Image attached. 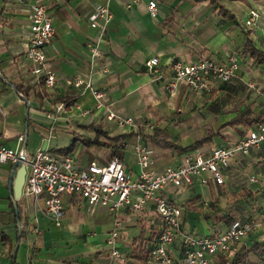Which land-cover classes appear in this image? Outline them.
<instances>
[{
  "label": "crops",
  "instance_id": "0c3cea01",
  "mask_svg": "<svg viewBox=\"0 0 264 264\" xmlns=\"http://www.w3.org/2000/svg\"><path fill=\"white\" fill-rule=\"evenodd\" d=\"M137 1L135 4V0H0V145L16 147L17 139L23 135L27 160L42 149L61 157L76 135L94 139L92 127H97L111 139L99 140L116 146L126 172L136 178L140 167L130 147L135 143L129 138L118 143L112 141L133 132H125L109 122L107 112L96 108L93 91L86 85H74L79 78L104 92L103 101L113 112L139 122L155 123L182 147L192 146L209 133H220L213 142L200 148L206 154L217 147L236 144L254 129L229 123L244 110L264 115V65L245 52L249 38L264 50V0ZM151 1L158 5L155 18L148 8ZM36 2L44 3L55 21L56 35L45 49L49 70L57 81L51 90L41 86L43 80L34 76L33 66L26 58ZM98 6L107 7L112 14L103 37L99 29L92 28L91 22ZM252 10L259 11L261 19L257 26L246 28ZM96 44L101 56L92 58L89 46ZM232 55L239 58L240 69L229 83H217L211 93H192L184 84L175 93L168 89L174 63L189 64L209 58L227 64ZM153 57L160 59L166 76L161 82H155L146 69V61ZM17 86L27 94L26 98L16 90ZM61 102L69 106L59 115L55 108ZM173 133L184 134V138L178 141L172 137ZM192 133L201 135L193 140L187 136ZM142 141L153 152L156 171L179 163L194 150L180 153ZM70 156L81 166L93 162L104 166L113 159V150L78 141ZM13 172L14 164L0 166V264H122L111 258L107 246L116 220L121 223L118 245L127 257L125 264H153L150 256L146 263H141L137 256L140 250L151 248L150 239L156 234L154 247L157 244L161 222L155 206L144 212L123 209L112 215L104 207L90 210L84 200L64 196L66 216L63 227L57 228L35 210L31 198L19 201L13 198L10 186ZM224 174L225 182L230 184L229 192H236L239 200H247L251 205L243 209L235 204L229 210H221L222 185L213 189L210 184L209 193L197 186L200 184L181 190L168 188L166 196L178 200L185 209V231L215 235L227 228L222 218L229 212L246 219L262 212L264 146L249 156L238 155ZM252 175L259 178V184L249 182ZM245 192L252 196L243 199ZM184 194L187 197L183 199ZM206 214L209 220L204 217ZM260 234L244 243L236 255L247 250L249 262L257 264L260 257L249 250L255 243H264V228ZM174 252L178 259L182 258L178 249ZM235 256H220L214 259V264H229Z\"/></svg>",
  "mask_w": 264,
  "mask_h": 264
},
{
  "label": "built area",
  "instance_id": "2783aa9c",
  "mask_svg": "<svg viewBox=\"0 0 264 264\" xmlns=\"http://www.w3.org/2000/svg\"><path fill=\"white\" fill-rule=\"evenodd\" d=\"M138 1L135 0V4ZM152 17L158 13L155 1L148 4ZM261 14L252 10L246 28L258 25ZM112 14L107 7L98 6L91 17L92 28L99 29L102 37L105 35ZM100 22L102 24L100 25ZM56 35L55 21L48 7L36 2L32 8L30 26V43L26 58L33 66L32 73L44 81L47 89H54L56 76L49 70L46 47ZM92 58L100 57L99 45H90ZM146 69L155 82L163 81L160 59L153 57L146 61ZM240 69V61L236 55L229 58L227 64H218L209 58H201L193 63L178 61L173 65L174 75L168 85L171 93H175L179 85L184 84L188 91L196 94L211 93L217 83H229ZM108 72L107 69H105ZM76 87L86 85L91 89L96 99V108L107 112V120L117 125L125 132L151 134L157 128L152 122H139L134 117H121L104 103L105 93L97 91L92 84L82 79H76ZM254 88L253 85H249ZM66 111L65 104H58L57 114ZM52 115L49 116L51 118ZM25 137L17 139L16 147L0 145V166L8 163H22L27 168L23 197L33 200L34 208L44 217L51 220L57 228L63 227L66 216L64 196L82 198L90 210L96 207L106 208L112 215L123 209L144 212L148 207L155 206V212L161 222V231L150 258L153 264H214V259L220 256L232 258L237 250L254 235L260 236L264 228V205L262 212L253 218L237 220L228 225L225 230L215 235H196L184 230L185 209L178 200L166 196V190L187 189L200 184L211 183L217 186L225 184L224 171L232 166L238 156H249L250 153L264 146V124L257 125L245 137L232 146L217 147L206 154L201 149L185 154L179 163L172 164L162 171L153 169L152 150L143 143L142 138L131 147L137 156L140 173L134 178L126 172L121 159L113 158L107 165L101 166L95 162L81 166L71 156H58L48 149L36 152L31 160H27L23 144ZM251 184H259L256 175L249 177ZM38 222V218L35 219ZM121 223L116 220L114 229L107 239L111 258L125 264L126 255L119 249ZM180 251L182 258L178 259L174 250ZM257 264H264V256Z\"/></svg>",
  "mask_w": 264,
  "mask_h": 264
},
{
  "label": "trees",
  "instance_id": "16d2710c",
  "mask_svg": "<svg viewBox=\"0 0 264 264\" xmlns=\"http://www.w3.org/2000/svg\"><path fill=\"white\" fill-rule=\"evenodd\" d=\"M197 2H202V1H215V0H195ZM234 1H241V0H234ZM245 52L246 54H249L256 63H259L260 65H264V50H261L259 48H257L254 44V42L252 41V39H248L247 44H246V48H245ZM41 86H44V81L40 82ZM17 91H19L23 98H26L27 94L23 93V90H21L20 87H15ZM62 104H65L66 109L68 108L69 104H67L66 102H61ZM176 116V115H175ZM259 124H264V115H259V114H253L251 112H249V110H244L242 112H240L234 120H232L229 125H232L234 127L242 125L245 126L247 128H251V127H256ZM226 127V126H224ZM92 130L96 133V137L94 139H87L81 136H75L74 138V142L71 145V147L63 150L61 153L65 156H70L74 150H75V145L78 141H82L84 143V145L86 146H93V145H97V146H106V147H110L113 150V158H119L121 159V154L118 151V149L116 148V146L114 145H110L107 144L105 142H101L99 140L100 137H105L109 140H111L108 137V134L106 132H104L103 130L97 128V127H92ZM220 133L214 134V133H209L207 136L203 137L201 140L195 142V144H193L190 147H182L174 142H172L168 136H167V130L166 129H160V128H156L154 130V132L151 135H146V134H138V133H132L126 136H120L117 138L112 139V141L118 143L120 142L121 139H126L129 138L130 141H133L134 143L137 142V140H139V138L145 139L146 141L152 143L153 145L162 148V149H169V150H175L176 152H184L188 149H200L203 146H205L206 144H209L211 142H213V139L217 136H220ZM251 197L252 193L250 192H245V194H243V198L244 197ZM204 217L206 219L209 220L210 216L209 214L204 215ZM246 218L239 215L238 213L235 212H229L227 215H225L222 218V221H224L226 223V225H230L232 224L234 221L237 220H245ZM157 235V234H156ZM156 235H154L151 239L150 242L151 243V248L146 249V250H140V252L138 253L137 259L141 262V263H146L151 252L153 251V247H154V240L156 238ZM153 248V249H152ZM250 252H253L255 255H257L258 257H263L264 256V243H255V245L252 247L251 250H249ZM236 258H234L229 264H251L248 260V252L247 250L244 253H239L235 256ZM226 263V262H224Z\"/></svg>",
  "mask_w": 264,
  "mask_h": 264
},
{
  "label": "rangeland",
  "instance_id": "374dc122",
  "mask_svg": "<svg viewBox=\"0 0 264 264\" xmlns=\"http://www.w3.org/2000/svg\"><path fill=\"white\" fill-rule=\"evenodd\" d=\"M256 38H254V41L256 42V43H258L259 44V42H258V40L256 39ZM173 136L172 137H174L175 139H177L178 141H181V139H183L184 138V134H181V133H173L172 134ZM201 134H199V133H192V134H187V136H190L193 140H194V138H198L199 136H200ZM194 150H196V149H194ZM225 175V174H224ZM228 185H230V184H228V183H226L225 182V184L224 185H222L223 186V202H222V208H221V210H229L230 209V207L232 208V206L233 207H235V204H239V206L241 207V208H246V207H248V206H250L251 204H250V202L249 201H247V200H239V196L236 194V192H229V188H228ZM197 186H201V187H203L204 189H206L205 190V192H207V193H209V191H210V189H209V186L208 185H206V186H203V185H197ZM211 186H213V189H217V185H215L214 183H211ZM201 187H199V189L201 188ZM194 190V189H193ZM220 196H222L221 194H220ZM183 199L184 198H186L187 197V194H184L183 196ZM79 198V197H78ZM206 198L207 199H210V196H206ZM79 199H82V198H79ZM212 199V198H211ZM244 199V198H243ZM83 200V199H82ZM248 205V206H247ZM238 207V206H237ZM229 208V209H228ZM203 210H208V209H203ZM191 217V216H190ZM253 217H256V216H253ZM252 217V218H253Z\"/></svg>",
  "mask_w": 264,
  "mask_h": 264
},
{
  "label": "water",
  "instance_id": "95a60500",
  "mask_svg": "<svg viewBox=\"0 0 264 264\" xmlns=\"http://www.w3.org/2000/svg\"><path fill=\"white\" fill-rule=\"evenodd\" d=\"M27 168L22 163L14 165V172L10 180L13 198L19 201L23 198V188L26 181Z\"/></svg>",
  "mask_w": 264,
  "mask_h": 264
}]
</instances>
